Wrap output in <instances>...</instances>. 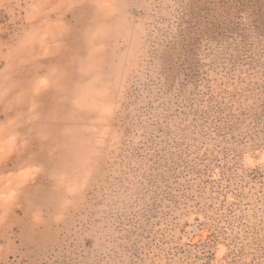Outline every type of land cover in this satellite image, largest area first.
Listing matches in <instances>:
<instances>
[{
	"label": "rangeland",
	"instance_id": "374dc122",
	"mask_svg": "<svg viewBox=\"0 0 264 264\" xmlns=\"http://www.w3.org/2000/svg\"><path fill=\"white\" fill-rule=\"evenodd\" d=\"M0 264H264V0H0Z\"/></svg>",
	"mask_w": 264,
	"mask_h": 264
}]
</instances>
